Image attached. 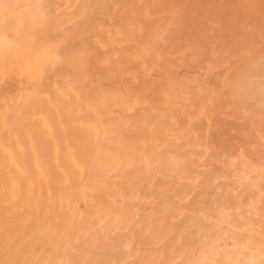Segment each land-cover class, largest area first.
<instances>
[{
    "label": "bare ground",
    "instance_id": "bare-ground-1",
    "mask_svg": "<svg viewBox=\"0 0 264 264\" xmlns=\"http://www.w3.org/2000/svg\"><path fill=\"white\" fill-rule=\"evenodd\" d=\"M69 1L0 0V264H264V47L176 78L134 0L94 59Z\"/></svg>",
    "mask_w": 264,
    "mask_h": 264
},
{
    "label": "rangeland",
    "instance_id": "rangeland-1",
    "mask_svg": "<svg viewBox=\"0 0 264 264\" xmlns=\"http://www.w3.org/2000/svg\"><path fill=\"white\" fill-rule=\"evenodd\" d=\"M80 0H73V1H69L67 4H66V8L68 9V10H70L69 12L71 13V9H72V13L73 12H77V10L79 9V8H81V7H83V6H81L82 4H81V2H82V0H81V2H80V4L77 6V7H75V9H74V6H76L77 4H78V2H79ZM96 1V2H95ZM104 1H106V0H104ZM103 0H92L91 2H92V4H93V9L92 10H89V8L86 6V9L88 8V12L87 13H89L88 15L91 17V18H89L90 20V23H93V29L92 30H87V32H86V34L87 33H90V32H94V34H95V37H94V34H93V32L92 33H90L91 34V36H89L90 37V39L89 40H91V38H92V40H91V43H90V41H88V37L86 38L87 39V43L89 42L90 43V45H89V43H88V46H90V50L92 51V44L94 43V41H93V39L94 40H96V44L95 45H93V51H94V53H95V56L92 54V57L91 58H100V56H102L103 55V52L105 53V51H103L104 49H108V51L110 50V52H112V48H110L109 49V44H110V46H112L114 49H115V46L114 45H116L117 44V42L118 41H116V40H113V41H109V40H104L105 38L104 37H106L107 38V35H110L111 33L113 34V32L112 31H114L115 30V28L116 27H118L121 23H119V22H121L122 21V19H120L119 20V14H122V16L124 15H127V9H129L130 10V8L131 7H133V6H135L136 5V2H138L137 3V5H136V9H137V13H138V15L140 14V16L142 15V19L144 20V21H142V22H140V24L138 25V26H142V28H144V29H152L153 31H155L153 28H155L156 26H158L160 29V32H161V36H158L157 35V37L153 40L154 42L152 43L153 44V46H156V48H157V45H158V48H160V49H158L160 52H164V54L165 55H167L166 57H163V60H164V63L166 64V67L168 66L170 69H172V68H174V67H176V68H174V69H172L173 71V74H174V76L176 77V78H178V77H180V76H176L178 73H177V71L178 72H181V71H179V70H183V68L185 69V68H189L190 66H192V64L194 65L195 63V65L197 66V65H204V64H207V63H209L210 61V54H211V51L213 50L214 51V53L215 54H217V58H216V62H218V60H220L221 59V61H219V62H221L220 63V65H218V64H214L213 62H211V68H214L215 69V73L216 74H214L213 76L212 75H210L209 76V78L208 79H210V80H212V81H215V83H217L218 81L219 82H221L222 80H224V78H223V76H224V74L223 73H221V70L223 69V67L225 68L226 66H228L229 65V63H233L234 62V59H235V57L238 55V53H239V51L243 48V47H245V46H249V47H256L257 45H259V47L262 45V47H264V43H261L262 41H264V38H262V37H264V18H262V14H264V10H262V9H264V7H260V6H262V4H264V3H262V2H264V0H260V1H258V0H256L257 2V6H258V3H262V4H260V6H258V8L257 7H255V0H254V2L252 1L251 2V0H248V2H247V0H211L210 1V3H208L209 2V0L207 1V3L204 1H201V0H199L201 3H203V4H201L202 6L203 5H207V4H209V10L210 9H212V10H208L210 13L208 14V15H212V18L210 17L209 18V16L207 15V12L208 11H206V9H208V7L205 9L204 8V12H201L200 13V11H198L199 13L198 14H194L195 13V11L197 12V10H202L203 11V9H200L201 8V6H199L200 5V3H198L197 2V0L195 1H193V3H192V0H177L178 1V4H179V6L177 5V7H176V1L175 0H168V1H166L167 2V5H166V2L163 0H151V2L149 1V3H148V0L147 1H144L143 0V2L141 3V1L142 0H135L136 2H133L134 0H131L132 1V3H133V5H131L130 6V4H132V3H130L131 1L130 0H127V1H125L124 2V4H125V6L127 7V8H123L124 6L123 5H121V4H119V3H122L123 2V0H119L120 2L119 3H117L118 1L117 0H112V1H114V3H117V5L116 4H112V1L110 0H107L106 2H104ZM160 1H161V3H160ZM175 1V2H174ZM225 1V2H224ZM228 1V2H227ZM233 1V2H232ZM249 1H250V3H252L250 6H248L247 8L245 7H242L243 5H244V2L246 3V6H247V3H249ZM97 2H98V5H103V6H98L97 7ZM100 2V3H99ZM108 2V4H109V2H111V4H109V6L110 7H107V5L108 4H106ZM126 2H128V4L129 5H127L126 4ZM144 2H147L146 4L144 3ZM153 2V3H152ZM156 2V3H155ZM158 2H159V4H158ZM165 2V3H164ZM180 2V3H179ZM187 2L188 3H190L189 5L187 4ZM230 2V3H229ZM240 2V3H239ZM70 3V4H69ZM77 3V4H76ZM153 4V6H155L154 8H153V6H152V8L149 6V5H152ZM196 3V4H195ZM199 5H198V4ZM213 3V4H212ZM242 3V4H241ZM123 4V3H122ZM155 4H157V5H155ZM161 4H165V5H161ZM169 4V5H168ZM232 6H231V5ZM236 6H235V5ZM241 4V5H240ZM106 5V6H105ZM116 5V6H115ZM183 6V7H181V6ZM188 6V8H186L185 6ZM190 5H191V7H190ZM195 5H197V7H196V9H195ZM212 5H213V7H212ZM217 6V7H214V6ZM227 5V6H226ZM234 5V6H233ZM254 5V6H253ZM90 6V5H89ZM118 6V7H117ZM139 6V7H138ZM141 6V7H140ZM148 6V7H147ZM239 6H241V7H239ZM95 7H97V9L95 8ZM104 7L106 8H108V10L107 9H104ZM115 7H117V9L115 8ZM157 7H159V8H157ZM161 7V8H160ZM172 7V8H171ZM194 7V8H193ZM227 7V8H226ZM78 8V9H77ZM120 8H123V9H120ZM139 8V9H138ZM140 8H142L141 9V12L139 11L140 10ZM156 8V9H155ZM176 8V9H175ZM177 8H179V9H177ZM189 9V11L188 10H185V9ZM197 8H199V9H197ZM217 8V9H216ZM224 8H225V10H224ZM232 8V9H231ZM237 8V9H236ZM257 8V9H256ZM120 9V10H119ZM150 9V10H149ZM152 9V10H151ZM154 9H155V12H154ZM193 9L195 10V11H193ZM213 9H215V11H217V13L213 10ZM231 11H229V10ZM251 9L253 10L252 12H251ZM260 9L262 10V11H260ZM75 10V11H74ZM102 10V11H101ZM157 10H160L159 12H157ZM179 10V11H178ZM94 11H96V13L95 14H98L99 13V19L97 18V16H95V14H94ZM97 11H98V13H97ZM107 13H106V12ZM120 11V12H119ZM122 11L124 12V13H122ZM151 11H152V13H151ZM181 11H184L183 12V14H185V12H188V14H186V15H184L183 16V14H182V12ZM211 11L212 12H214L215 14H213V13H211ZM245 11H246V13H249V12H251V13H249V15H251V16H247L248 14H246L245 13ZM91 12L93 13V15H91ZM103 12V13H102ZM157 12V13H156ZM181 12V13H180ZM190 12V13H189ZM194 14V16L195 15H199V14H201V15H199L198 17H197V20H196V22H197V26H196V22H195V20H194V18L196 17H194L193 18V14ZM114 13H116V15H117V18H116V16L114 17V16H111L112 14H114ZM156 13V14H155ZM173 15H172V14ZM203 13V14H202ZM240 13V14H239ZM244 13H245V15H246V17L244 18ZM74 14V13H73ZM104 14L105 15H107L108 16V14L110 15V17L108 16H106V18L108 19L107 20V22L106 21H104V20H106V19H104L105 17H104ZM179 14H181V16H179ZM190 14H192V16H190ZM255 14V15H254ZM257 14H258V17L261 19L262 18V22H258V17H255V16H257ZM75 15H76V13L74 14V15H71L70 16V18H68V20L66 21V22H64L63 24H61V26L62 27H66L65 25L67 24V25H70V24H72L73 22H74V20H73V18L75 17ZM160 15H162V16H160ZM166 15V16H165ZM202 15H205V16H202ZM122 16H120V18H123ZM157 18H156V17ZM165 16V17H164ZM189 16V17H188ZM202 16V17H201ZM206 16H208L207 18H206ZM111 17H112V19H111ZM151 17H154V19L157 21V22H155L154 23V20H153V18L151 19ZM158 17H160V18H158ZM162 17H163V20H162ZM181 17V18H180ZM186 17H188V18H191L192 17V20H190V19H185ZM205 17V19H202V18H204ZM240 17V18H239ZM100 18H101V20H100ZM117 19V23L116 24H114L115 23V20ZM126 18V17H125ZM140 18V17H139ZM214 18V19H213ZM238 18V19H237ZM256 18H258V19H256ZM97 19H98V21L100 22H98L97 21ZM102 19H104L103 21H102ZM142 19H140V20H142ZM147 19H149V20H147ZM161 19V20H160ZM180 19H183V20H181L180 21ZM196 19V18H195ZM209 19V20H208ZM213 20V21H210V20ZM235 19H236V21H235ZM259 19V20H260ZM109 20L111 21V20H113V23L112 22H110V24H108V22H109ZM123 20H125V19H123ZM148 21L147 23H149V26L147 25L146 27H144L147 23H146V21ZM153 20V21H152ZM177 20H179V25L177 24ZM187 20H189V22L191 21V24H193V25H191V28H189L190 27V23L188 24L187 22ZM200 20V21H199ZM204 20V21H203ZM207 20V21H206ZM240 20V21H239ZM256 20H257V22H256ZM102 21V22H101ZM119 21V22H118ZM186 21V22H185ZM219 21V22H218ZM242 21V22H241ZM202 22V23H201ZM229 22V23H228ZM239 22V23H238ZM104 25H103V24ZM119 23V24H118ZM145 25H144V24ZM150 23H151V26L152 27H150ZM157 23V24H156ZM176 24V26L174 25V24ZM183 23V24H182ZM198 23L200 24H204V29H205V31H204V29H203V26H201L200 27V25H198ZM209 23H211V25L209 24ZM154 24V25H153ZM159 24V25H158ZM184 24L186 25V26H189V27H186V26H184ZM206 24L208 25L207 27H208V30H207V27H206ZM221 24V25H220ZM224 24H228L227 26L226 25H224ZM104 27H103V26ZM109 25L111 26V28L109 27ZM162 25V26H161ZM167 25V26H166ZM173 25V26H172ZM178 25V26H177ZM183 25V26H182ZM259 25V26H258ZM113 26V27H112ZM154 26V27H153ZM169 26V27H168ZM184 28V27H186V28H182V27ZM193 26V27H192ZM198 26H199V29L201 30V31H203L204 32V36H202V33L203 32H201V31H199V34H201V36L198 34ZM210 26H212L211 28H210ZM224 26H225V28H224ZM222 27V28H221ZM108 28V30L109 31H107V30H104V29H107ZM113 28V29H112ZM194 28H197L196 29V31L194 30H192V29H194ZM183 30V32H182V30ZM191 29V30H190ZM203 29V30H202ZM228 29H230V30H228ZM167 30H172V33L174 32L175 33V31L178 33L177 35H179V37L176 35V33L174 34V35H172V33L170 34L169 32H171V31H169V32H167ZM189 30V31H188ZM236 30H238L237 32H235ZM62 30H56L55 31V34H57L56 36H54V34L51 36V38L53 39V36H54V39L53 40H59L58 38L60 37H58V35H59V33L61 32ZM111 31V32H110ZM186 31V32H185ZM194 33H192V32ZM245 32L244 34L243 33H241V32ZM251 31V32H250ZM56 32H58V33H56ZM166 32V33H165ZM187 32H189V33H187ZM209 32V33H208ZM212 32V33H211ZM255 32H257V33H255ZM105 33V34H104ZM164 33V35L166 36L167 35V38L168 39H166V37L165 36H162V34ZM183 33V34H182ZM198 34V35H196V36H194L195 34ZM210 33L213 35H211L210 36ZM225 33V34H224ZM235 33H237V34H235ZM253 35H252V34ZM86 34H85V36H86ZM111 34V35H112ZM184 34H186L187 35V38H186V36L184 35ZM189 34V35H188ZM190 34H192V36H194V38H192L193 40V43H192V45L194 46V43L195 42H197V44L196 45H198L199 44V42L201 43V40L202 41H205L204 43L202 42V45L200 44V45H198V46H194V47H191L190 48V46H188L187 44H186V42L187 43H189L188 41H190L191 39H189V38H191V37H188V36H191ZM257 34V35H256ZM105 35V36H104ZM171 36V38L172 39H170V36ZM176 35V36H175ZM180 35H182V36H180ZM184 35V36H183ZM206 35V36H205ZM237 35V36H236ZM254 35H256V39H255V36ZM260 35V36H259ZM87 36H88V34H87ZM169 36V37H168ZM221 36V37H220ZM253 36H254V38H253ZM58 37V38H57ZM175 37H176V39H175ZM197 37V39H198V41H194V40H196L195 38ZM199 37V38H198ZM245 37V38H244ZM259 37V38H258ZM96 38V39H95ZM165 38V39H164ZM178 38V39H177ZM220 38H221V40H220ZM204 39V40H203ZM208 39H210V42L208 41ZM177 40V41H176ZM188 40V41H187ZM247 42H246V41ZM260 40H262V41H260ZM105 41V42H104ZM108 41H109V43H108ZM158 41V42H157ZM179 41V42H178ZM183 43H182V42ZM192 41H190V44H191V42ZM237 41V42H236ZM242 41V42H241ZM251 41V42H250ZM254 41V42H253ZM93 42V43H92ZM111 42H113V44L111 43ZM181 42V43H180ZM208 42V43H207ZM212 42V43H211ZM222 42H224V44H222ZM256 42H257V44H256ZM105 43H106V45H105ZM170 45H169V44ZM221 43V44H220ZM254 43V44H253ZM260 43V44H259ZM108 44V45H107ZM156 44V45H155ZM165 44H168V45H166V47H164L163 45H165ZM178 44V45H177ZM182 44V45H181ZM174 45H175V47H174ZM186 45H187V47H186ZM210 45V46H209ZM214 45V46H213ZM244 45V46H243ZM99 46H100V48H99ZM173 46V48H171V47ZM181 46H183V48L185 49L184 51H183V48L181 47ZM206 46L208 47V48H206ZM220 46V47H219ZM222 46V47H221ZM96 47V48H95ZM98 47V48H97ZM165 48V49H167V51H164L165 49H163V48ZM242 47V48H241ZM170 48L171 49H174V50H170ZM181 48V49H180ZM190 48V49H189ZM193 48H195V50H193ZM199 48V49H198ZM229 48V49H228ZM238 48V49H237ZM99 49V51H102V54L101 53H99V54H97L99 51H97ZM114 49H113V51H114ZM162 49V50H161ZM216 49V50H215ZM227 49V50H226ZM170 51V52H169ZM195 51H199V54L197 55V54H195ZM218 51V52H217ZM233 51H235V52H233ZM238 51V52H237ZM176 52V53H175ZM184 52H186V53H184ZM190 52V53H189ZM92 53V52H91ZM172 53V54H171ZM174 53V54H173ZM186 54V55H184V54ZM193 53V54H192ZM227 53V54H226ZM101 54V55H100ZM163 54V55H164ZM188 54H190L189 56H188ZM220 54V55H219ZM228 54H230V55H228ZM164 55V56H165ZM168 55H170L169 57L171 58V59H169V57H168ZM175 57H174V56ZM182 55V56H181ZM196 55V56H195ZM179 56V57H178ZM185 57V59L186 60H188L187 62H185V59L183 60V58ZM224 56V57H223ZM229 57L230 58V60H229V62H228V59L229 58H225V57ZM173 57V58H172ZM181 57H183V58H181ZM188 57H189V59H191V61L188 59ZM220 57V58H219ZM234 57V58H233ZM196 60V61H193L194 59ZM203 61H201L200 59ZM219 58V59H218ZM167 59H169V60H167ZM173 59V60H172ZM175 59V60H174ZM182 59V60H181ZM200 60V62H199V60ZM218 59V60H217ZM171 60V61H170ZM175 61H177V62H175ZM180 61H183V62H180ZM214 61V62H215ZM232 61V62H231ZM172 62H174V64L172 63V65H171V63ZM193 62V63H192ZM199 62V63H198ZM168 63V64H167ZM179 63V65H177V64ZM185 63H188V64H185ZM192 63V64H191ZM176 64V65H175ZM182 64V65H181ZM191 64V65H190ZM225 64H226V66H225ZM187 65V66H186ZM189 65V66H188ZM214 65H215V67H214ZM216 65H218V66H216ZM224 65V66H223ZM216 67H217V69H216ZM222 68V69H221ZM221 69V70H220ZM219 70H220V73H219ZM217 73H219V74H217ZM193 73H187V74H185V75H192ZM222 74V75H221ZM211 76L213 77V78H215V79H213V78H211ZM219 76V77H218ZM216 77H218V79L216 78ZM218 80V81H217ZM0 101H1V98H0Z\"/></svg>",
    "mask_w": 264,
    "mask_h": 264
}]
</instances>
